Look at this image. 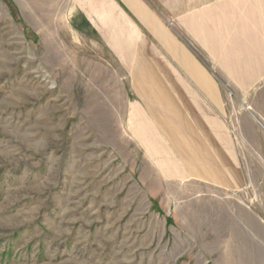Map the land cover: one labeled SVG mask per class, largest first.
Returning a JSON list of instances; mask_svg holds the SVG:
<instances>
[{"label":"rangeland","instance_id":"374dc122","mask_svg":"<svg viewBox=\"0 0 264 264\" xmlns=\"http://www.w3.org/2000/svg\"><path fill=\"white\" fill-rule=\"evenodd\" d=\"M126 1L0 0V264H264V35L230 81L183 22L224 0ZM183 51L220 93L190 131L223 129L234 190L149 107L151 73L197 90Z\"/></svg>","mask_w":264,"mask_h":264},{"label":"crops","instance_id":"0c3cea01","mask_svg":"<svg viewBox=\"0 0 264 264\" xmlns=\"http://www.w3.org/2000/svg\"><path fill=\"white\" fill-rule=\"evenodd\" d=\"M126 2L128 5H131L132 3L137 2V0H127ZM253 3L257 8L258 20H259V17L262 18L264 16L262 12L264 11L263 9L264 0H254L251 6H253ZM247 4H248V0L218 1L217 3L210 4L207 8H202L201 10H197L198 12L197 11L190 12L188 15L183 16L184 17L183 22L188 28V30L194 35V37L199 39V42L204 47L207 48L209 53L212 54L214 60L216 62L218 60L219 66L225 68L223 70L225 71V74L230 81L231 80L240 81L244 79H249V81L251 80L250 78H246L247 75L245 70L248 68L247 66L248 63L247 62L242 63L240 57H242L243 53L240 48H243L242 43H247L249 45V48L253 47V43L259 45V41L255 40L254 38L253 40H250L249 38H247L248 35L249 37L251 35L254 37V33L256 34L262 33L264 35V24L257 29H254L252 27L246 29L245 32L242 30L241 33H239L240 30H237L232 27L231 20L234 17L230 14L227 8H233L239 6L246 7ZM221 6L222 9L223 7H226L227 16L223 15ZM244 9L245 8L242 9V12H244ZM248 20L251 22L252 19H248ZM198 23L202 24L203 27L207 25V30L206 29L204 30V28L201 29L202 25L200 26V24ZM209 24H213L212 29L209 28ZM220 25L224 26V28H222ZM208 30H210V32ZM252 30H255L254 33H252ZM234 31L238 34L237 37H236L237 34H235ZM207 32H209V34L211 33L210 34L211 37ZM232 33L235 36H233ZM242 33L246 37L244 36L243 38ZM213 34H214V38H213ZM239 36L240 38H238ZM219 37L220 39L218 40L217 38ZM211 41L213 44H215V46L211 44ZM223 55L226 56L227 58L224 57ZM243 58H244V54H243ZM182 59L185 61V63L183 62V67L186 70L185 72L187 78L191 83L192 80L196 83L197 90L190 89L186 84V82L184 81V79L178 77L177 75H175L176 77H174V74L171 75L168 74V78H166L167 81L166 82L163 80L158 81L159 79L156 80L154 74L151 73L152 76L150 80L152 82V89H151L152 92L150 95L152 101L151 103H149L150 105L149 107H151L150 109L152 113H155L156 111H158L156 113H159L160 111L170 112V126H169L170 140L172 139L176 144L180 143L178 141H182L181 139H188L189 141L195 142L194 145L199 146L203 150V153L209 155L210 157L206 155L209 158H200V157L198 159L194 158L193 152H195V149L197 148L194 147L190 151V153H186L190 155L191 159L193 158V160H191L192 163L197 164L199 169L202 170L206 169L207 171H209L211 170V168H214V174L216 178L214 182H216V184L219 185L220 187L234 190L240 185L239 167H238V162L232 150L231 142H229L223 129L220 130V128L217 129L215 126L202 124V127L200 129L196 126V129L194 130L195 132L191 133L190 131L191 129L189 125L191 121L187 116L189 114H199V113L202 114L203 112L202 109L204 106V102H202L203 98L208 99L210 103L215 105L216 107L218 106L217 98H220V93L216 86V81H214L209 77H205L201 71H198L194 68V65H192L191 63L192 61L190 59V53L187 54L186 52L183 51ZM262 59H264V54H262ZM262 66L264 67V65ZM227 67L229 69V72L227 71L228 70ZM235 71H237V73ZM263 72L264 69L262 70V73ZM231 73L235 75H232ZM254 74L258 75V72H255ZM235 76L239 77V79H237ZM166 91H168L169 94H166ZM144 96L147 97L146 94H144ZM132 116L134 117V119H136L138 115L134 111ZM203 117L204 115H202V121L205 120ZM167 123H169L168 120ZM135 135L138 136L137 133H135ZM177 138L180 139L176 140ZM211 139L212 141H210ZM150 148L152 149V147ZM211 156L213 157V160L212 159L210 160ZM170 162L171 164L174 163L173 157L172 158L170 157ZM187 174L190 175L189 176L190 178L195 177L194 173L189 172ZM171 176L175 177V174H172L170 172V177ZM200 176L202 177L203 175L200 174ZM203 177H206L208 179L210 178V175H205Z\"/></svg>","mask_w":264,"mask_h":264},{"label":"bare ground","instance_id":"6f19581e","mask_svg":"<svg viewBox=\"0 0 264 264\" xmlns=\"http://www.w3.org/2000/svg\"><path fill=\"white\" fill-rule=\"evenodd\" d=\"M254 0H251V2H253ZM262 5V4H261ZM257 6V5H256ZM263 6V5H262ZM251 7H253L254 8V10L253 11H251V9H250V13H249V17H246V16H243L242 17V23H241V25H240V22H238L237 20H235L234 18L231 20V24H232V27L233 28H235V29H237V30H240L239 31V33H241V31L243 30L244 32L246 31V29H248L250 26L251 27H254V24L255 25H258V23H262V22H264V16L262 17V18H260L259 17V20H258V11H257V8L255 7V4L253 3V6H251ZM263 8V7H262ZM264 9V8H263ZM198 12V11H197ZM205 12H206V10H205ZM263 12V14H264V11H262ZM206 14V13H205ZM213 16V15H212ZM204 18V17H203ZM248 19H252L251 20V22L248 20ZM230 22V21H229ZM202 23H203V21H202ZM205 23V22H204ZM198 24H200V23H198ZM230 24V23H229ZM202 24H200V26H201ZM205 25V24H204ZM221 26V25H220ZM222 28H224V26H221ZM231 27V26H230ZM230 27H229V30H230ZM204 28V30L206 29L207 30V25L206 26H204L203 27V25H202V28L201 29H203ZM209 28H210V25H209ZM219 29H220V27H219ZM203 30V31H204ZM228 30V29H227ZM209 32H210V30H208ZM199 32V31H198ZM209 32H207L208 34H209ZM235 32V31H234ZM233 32V33H234ZM243 32V33H244ZM233 33H232V35H233ZM242 33V36H243V38H244V34ZM211 34V33H210ZM209 34V35H210ZM235 34H237L236 32H235ZM200 35V34H199ZM207 35V34H206ZM208 35V36H209ZM207 36V37H208ZM233 36H235V35H233ZM238 36V34L236 35V37ZM210 37H211V35H210ZM246 37V36H245ZM213 38H214V34H213ZM238 38H240V36L238 37ZM218 40L220 39V37L219 38H217ZM212 40V39H211ZM217 40V41H218ZM222 40V39H221ZM205 41H206V39H205ZM208 41V40H207ZM215 42V41H214ZM219 42V41H218ZM209 43H210V41H209ZM211 44L212 45H214L215 46V44H213L212 43V41H211ZM207 45V44H206ZM208 46V45H207ZM210 46V45H209ZM213 48V47H212ZM211 50V49H210ZM220 56V55H219ZM222 56V55H221ZM224 56V55H223ZM224 57H226V56H224ZM227 58V57H226ZM219 60H221V59H219ZM217 63H218V60H217ZM238 67V66H237ZM227 69H228V67H227ZM228 72H229V69L227 70ZM236 73H237V71H235ZM228 74V73H227ZM232 74V73H231ZM230 74V75H231ZM232 75H235V74H232ZM150 101V100H149ZM151 108V107H150ZM198 111H199V109H198ZM162 112V111H161ZM205 114V113H204ZM190 115V114H189ZM164 118V117H163ZM191 120V119H190ZM187 122V121H186ZM201 122V121H200ZM164 124V123H163ZM194 124V123H193ZM192 124V125H193ZM134 127V126H133ZM198 137H199V135H198ZM202 151V150H201ZM199 153H200V151H199Z\"/></svg>","mask_w":264,"mask_h":264}]
</instances>
